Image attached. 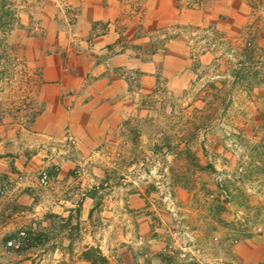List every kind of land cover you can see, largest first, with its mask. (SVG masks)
<instances>
[{
    "label": "rangeland",
    "instance_id": "obj_1",
    "mask_svg": "<svg viewBox=\"0 0 264 264\" xmlns=\"http://www.w3.org/2000/svg\"><path fill=\"white\" fill-rule=\"evenodd\" d=\"M5 5L0 264H264V0Z\"/></svg>",
    "mask_w": 264,
    "mask_h": 264
},
{
    "label": "trees",
    "instance_id": "obj_2",
    "mask_svg": "<svg viewBox=\"0 0 264 264\" xmlns=\"http://www.w3.org/2000/svg\"><path fill=\"white\" fill-rule=\"evenodd\" d=\"M5 3L6 0H0V29L1 28L3 29L4 25H7V29H8L10 25L15 21L14 13L10 10V8L6 7Z\"/></svg>",
    "mask_w": 264,
    "mask_h": 264
},
{
    "label": "crops",
    "instance_id": "obj_3",
    "mask_svg": "<svg viewBox=\"0 0 264 264\" xmlns=\"http://www.w3.org/2000/svg\"><path fill=\"white\" fill-rule=\"evenodd\" d=\"M89 21V20H88ZM92 30V24L91 22H88V34L89 32ZM90 94H88V111L90 110V108H92L94 106V101H92V99H90L89 97ZM94 95V94H93Z\"/></svg>",
    "mask_w": 264,
    "mask_h": 264
},
{
    "label": "built area",
    "instance_id": "obj_4",
    "mask_svg": "<svg viewBox=\"0 0 264 264\" xmlns=\"http://www.w3.org/2000/svg\"><path fill=\"white\" fill-rule=\"evenodd\" d=\"M40 183L42 185H47L49 183V178H48L47 174H45V173L42 174V176L40 178ZM10 245H12V244H10ZM14 246L18 247L17 245H14Z\"/></svg>",
    "mask_w": 264,
    "mask_h": 264
}]
</instances>
